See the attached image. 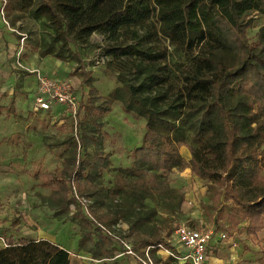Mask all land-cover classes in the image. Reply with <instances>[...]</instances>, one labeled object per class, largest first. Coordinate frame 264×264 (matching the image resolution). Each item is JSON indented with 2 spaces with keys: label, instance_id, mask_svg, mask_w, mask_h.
Listing matches in <instances>:
<instances>
[{
  "label": "trees",
  "instance_id": "1",
  "mask_svg": "<svg viewBox=\"0 0 264 264\" xmlns=\"http://www.w3.org/2000/svg\"><path fill=\"white\" fill-rule=\"evenodd\" d=\"M4 11L13 28L27 17L44 24L40 59L75 61L82 68L72 45L87 47L102 34L107 68L121 84L104 96L88 80L89 98L80 105L87 127L70 144L61 169L34 176L55 187L40 198L56 219L75 207L80 251L114 259L115 240L99 225L117 234L126 224L131 232L153 234L131 244L139 255L151 247L153 264H178L158 255L176 250L159 236L158 209L146 202L176 200L170 176L185 169L182 148L193 173L209 183L212 201H223L217 214L227 216L230 235L242 224L247 236L264 231V25L255 44L248 35L264 17V0H13ZM163 42L191 54L178 81ZM117 103L145 120L146 133L133 166L115 169L108 187L104 174L112 162L104 149V118ZM0 264H71V255L49 240L8 237Z\"/></svg>",
  "mask_w": 264,
  "mask_h": 264
},
{
  "label": "rangeland",
  "instance_id": "2",
  "mask_svg": "<svg viewBox=\"0 0 264 264\" xmlns=\"http://www.w3.org/2000/svg\"><path fill=\"white\" fill-rule=\"evenodd\" d=\"M4 1L9 4L13 0ZM263 25L264 17H259L254 28L248 33L252 44L257 42L258 30ZM47 31L41 21H35L30 17L24 19L16 27L15 34L19 40H21V34L27 36L22 60L28 63L32 69L42 68L49 73V78L56 77L63 81H69L79 102L84 104L89 98V79L94 81V86L104 96L121 86L118 75L107 68V61L110 58L105 55L106 44L102 34H94L87 47L72 45V49L77 51L81 57V68L80 64L75 61L62 63L52 57L40 59L38 48L42 36L46 35ZM163 43L164 49L167 50L170 75L173 80L178 81L186 70L191 54L169 46V42ZM84 73L87 75L85 79ZM26 75L25 84L21 80L12 84L0 72V157L1 165L4 167L0 173L3 183L0 209L10 202L12 195H16V203L20 205L23 212L17 209L14 216H10L12 218L10 227H20L19 234L25 236H33L35 232L39 231V228H42V232L49 238L54 237L72 251L78 244L75 236L80 234L79 226L72 220L76 213L75 207L71 206L69 216L62 220L56 219L54 213L50 212L49 204L40 198L41 196H50L55 187L45 186L42 182H39L38 186L35 184L32 186V184L35 180L34 175L38 172H55L62 168L63 159L68 153L70 144L79 139L87 127L86 112L83 109V113L78 116L77 120H74L63 106L56 107L50 113L36 112L33 96L37 91L38 83L36 84L33 74L26 73ZM10 87L14 88L13 94H11L12 88ZM145 133V120L126 114L121 104H115L111 113L105 116L104 149L105 153L111 156L112 162L111 170L104 174L108 187L113 186L115 169H129L133 166L134 150L142 146ZM89 153L92 154L93 150H90ZM181 154L186 161L185 169L175 171L170 176L172 186L174 185L179 192L176 200L173 203L151 200L146 202L149 207L158 209L159 236L168 239L176 250L175 255L182 256L186 250L178 243L175 235L176 228L184 223L198 227L197 225L201 221L203 225L198 228L214 230V239L205 264H264V231L257 236H247L246 224H242L238 231L230 235L227 230L229 227L227 216L219 218L217 214L223 201L217 202L216 199L212 201L213 195L207 194L209 183L193 173L190 164L191 156L185 157L182 150ZM84 155L85 153L82 157ZM4 183L17 184V186L14 191L8 192L5 190L7 186ZM181 197H183L182 202ZM25 201L28 203L27 206L31 205L35 210L22 207L21 205H24ZM179 202L180 206H178ZM217 217L219 222L216 221ZM0 220H4L3 223L9 221L7 218ZM3 229L5 226L0 228V231ZM118 233L122 237L121 239L132 245H135L140 239L153 236V234L145 235L136 230L131 232L126 224L121 226ZM223 234L226 235L224 239L222 238ZM2 241L3 237H0V246L4 247L5 243ZM114 247L123 251L122 246L118 243H114ZM171 253L173 252L162 249L158 255L163 260L164 258L167 260L169 257H173ZM176 261L178 264H184L182 261Z\"/></svg>",
  "mask_w": 264,
  "mask_h": 264
},
{
  "label": "built area",
  "instance_id": "3",
  "mask_svg": "<svg viewBox=\"0 0 264 264\" xmlns=\"http://www.w3.org/2000/svg\"><path fill=\"white\" fill-rule=\"evenodd\" d=\"M4 1V0H3ZM6 1L2 8V15L5 17L4 8ZM7 25L8 22H6ZM27 36L21 34L20 49L15 56L14 68L21 75L24 73L33 74L36 77L38 86L37 91L34 94V108L36 112H52L56 107L63 106L66 108V112L74 119L77 120L78 116L83 113V109L80 111L81 101L75 95V90L69 81H63L60 79L49 78L40 69H30L24 65L22 57L24 52ZM66 113V114H67ZM83 204L87 205V201L83 200ZM198 223V227H200ZM105 235L113 238L115 243H118L123 248V256L136 259L140 264H153L152 257L150 255L151 247L145 250L144 256L139 255L127 241L117 237L115 233L107 230L102 225H99ZM196 225L191 226L188 223L179 225L175 230V235L180 246L186 250V253L182 256L171 255L182 261L184 264H205L207 256L209 254L210 246L214 239V230L207 228H198ZM222 238H226L223 234ZM180 253V251H178Z\"/></svg>",
  "mask_w": 264,
  "mask_h": 264
},
{
  "label": "crops",
  "instance_id": "4",
  "mask_svg": "<svg viewBox=\"0 0 264 264\" xmlns=\"http://www.w3.org/2000/svg\"><path fill=\"white\" fill-rule=\"evenodd\" d=\"M2 2L3 1L0 0V72H2V75H4V78L6 80L9 79V81L12 82V84H15L18 80L23 81L25 84V82L27 80L26 73L21 75L14 68L15 56H16L18 50L20 49V42H19L20 40L15 34L16 28L11 27V25L7 21L6 17H3V15H2V8H3ZM6 22H8L9 25H7ZM24 49H25V47H24ZM42 60H44V59H42ZM23 63L28 68L32 69L28 63H26L24 61H23ZM35 69H40L48 77L50 76L49 73L45 72L42 68L37 67ZM51 78L57 79L56 77H51ZM34 79L36 80L35 76H34ZM36 84H37V80H36ZM10 88H12L11 94H13L14 88L13 87H10ZM33 101H34V96H33ZM43 113H46V112H43ZM182 151H183V153L185 152V157H188L189 154H188L187 148H182ZM1 161H2V159L0 157V173H1V170L4 168L1 165ZM0 177H1V174H0ZM33 182L34 183L32 184V186H34V184L36 186H38V184H39L38 181L33 180ZM2 184L3 183L1 182V178H0V198L3 194V189H1ZM4 185L7 186V189H5V190H7L8 192L10 190L14 191L16 186H17V184L16 185H13V184L9 185L8 183H4ZM173 187H174V185H173ZM174 188H176V187H174ZM8 196L10 198V195H8ZM24 196L26 197L27 195H24ZM15 197H16V195H12L10 202H7L6 206L2 207L0 209V219H6V218L9 219V221L7 223H3L4 220H0V228H4V226H5V229L0 231V237H3L2 242L5 243L4 239H6L8 237H13L15 240H19L22 238L29 239V240H35V241L45 239V240H49V241H52V242L60 245L61 247L65 248L69 252L70 250L67 249L65 245L59 243L54 237L49 238V236H47L45 233H43L42 228H39V231L35 232L33 236H25V235L19 234L20 227H18V228L10 227L11 226L10 219H12L10 216L11 215L14 216V213L16 212L17 209H19L20 212H23L20 205H18L16 203ZM26 204H28V203H26V201H25V204L21 205V206L22 207L24 206L25 209L30 208L31 210H35L33 206H31V205L27 206ZM36 204H38V203H36ZM51 211L52 210L50 209V212ZM53 213L54 212L52 211L51 214H53ZM199 224H203V223H201V221H200ZM6 228H8V229H6ZM75 238L78 240V244H77V247L75 249H73L72 251L69 252L71 255V264H114V263H118V264H140L134 258L123 256L122 255L123 251H121V250H116L114 259H111V260H95L93 258L92 254L79 250L80 235L79 234L76 235ZM1 246H3V245H1ZM1 246H0V248H2ZM164 260H165V258H164Z\"/></svg>",
  "mask_w": 264,
  "mask_h": 264
},
{
  "label": "bare ground",
  "instance_id": "5",
  "mask_svg": "<svg viewBox=\"0 0 264 264\" xmlns=\"http://www.w3.org/2000/svg\"><path fill=\"white\" fill-rule=\"evenodd\" d=\"M184 154H185V152H184Z\"/></svg>",
  "mask_w": 264,
  "mask_h": 264
}]
</instances>
